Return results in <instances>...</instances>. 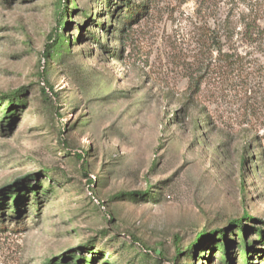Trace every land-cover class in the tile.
<instances>
[{
	"label": "rangeland",
	"instance_id": "obj_1",
	"mask_svg": "<svg viewBox=\"0 0 264 264\" xmlns=\"http://www.w3.org/2000/svg\"><path fill=\"white\" fill-rule=\"evenodd\" d=\"M148 1L122 44L105 0H68L65 45L45 58L58 0H0V95L25 102L1 103L0 190L30 195L25 227H0V264H227L225 245L246 264L248 242L264 264V0ZM245 214L248 242L232 223Z\"/></svg>",
	"mask_w": 264,
	"mask_h": 264
},
{
	"label": "trees",
	"instance_id": "obj_2",
	"mask_svg": "<svg viewBox=\"0 0 264 264\" xmlns=\"http://www.w3.org/2000/svg\"><path fill=\"white\" fill-rule=\"evenodd\" d=\"M58 2H59V9L57 11V26L54 29V31L52 32V34H50L48 36V40H47V42L45 44V48H44V57L45 58H48L49 56L53 55L52 53L56 50V48L58 46L62 47L65 45L64 44L65 43V36L62 35L61 32H64V31L66 32L68 29V22H67V18H66L67 17L66 13L68 12L67 10L69 9V6L67 4L68 0H58ZM117 2L118 3H116L115 5H112L110 0H105V3L107 5L106 13H107V15H110L117 23H119L122 26L120 29V34L122 37V39H121L122 44H124V40L126 39V37L128 36V33L132 29V26L136 23H139L140 20H142V19L144 20L146 18V16L148 15V12L150 10V5H149L148 0H145L144 2H142L140 4H136V3H133L132 1H128V0H118ZM113 7H115V10ZM203 35H204V33H203ZM218 39H219L218 33L216 35V34L207 32L204 35L203 46L206 47V45H207L208 47L213 49L214 52H216L218 54V56L215 57L216 64H217V62L219 65L221 63H224L227 65V67H230L232 65V62H231L232 57L229 55V53L223 52L224 50H222V48L219 47L220 42ZM197 58H198V60L196 62H194V64L191 67L192 68L200 67V70L199 71H193L194 69L193 70L189 69V74H187V78L189 80V90L188 91L190 93V97L188 98L187 101H190V102H194V99L197 96H200L202 94V86L204 84L203 68L206 70L210 67V64L204 66V62L201 60V56H198ZM21 95H23L22 91H16L13 94H8V95H0V111H3V109L1 108V106H2L1 103H4L6 100L8 101L7 106L10 109H12L13 107H23L25 105V102H24V100H22ZM172 96H173V93H171V92H167V91L162 92V97L166 101H169ZM0 116H2V118H3L1 121L2 123L0 125V130H1L2 128H4L6 126V123H8L9 119H12L14 117V114L12 113L11 116L9 117V116H4V112H2L0 114ZM206 119H209L208 116H206ZM12 188L13 187H9L5 190H3V189L0 190V227H4V225L7 224L6 221L14 219L15 220V226L17 228L19 227L21 229V228L25 227L26 222L22 218H19L20 217L19 211H21L22 203L23 204L26 203V200L30 195H28L27 193L15 194L14 193L15 190H10ZM8 191H9V193H7ZM10 191H13L12 197L17 198V200L14 202V207H11V208L9 207V200H8V197L10 196V194H12ZM132 195H134V193H128V194L121 193V194L115 196L114 199H119V198H122L125 196L128 197V196H132ZM155 195L158 196V193ZM35 196H38V195H35ZM150 197L152 199H154L153 196H150ZM25 205H28V200H27V204H25ZM28 209L29 208H26V206H25V211ZM243 219H249V221H251L253 218H250L249 216H247L245 214V216H243V218L241 220L233 221L232 223H233V225H237L236 230H240L242 232L243 241L248 242L247 238H246V234H245L246 227L242 224ZM256 231L259 232V236L261 237V243L264 244V239L262 238V232H264V229H263V231L262 230H256ZM20 233H22V232H20ZM235 235H236V233H234V236ZM222 236H224V238L227 237L226 234L223 232H222ZM201 239L207 240V237L202 235V236H200V240ZM197 245L196 246L192 245L191 250H189L187 252L186 256L184 257V260L191 258L193 256V252H195L197 250V247H198ZM253 245H254V243L248 242L247 244H244L243 247L241 248V250L244 251L246 264H253V263H251V260H252L253 253H255V251H256V248L253 249ZM224 250H225V252H224L225 254H223L224 256L222 257V259L227 261V264H228L229 253H228V247L226 245L224 246ZM179 252H180V249L178 250V256L180 255ZM85 264H94V261H92V260L87 261V262H85Z\"/></svg>",
	"mask_w": 264,
	"mask_h": 264
}]
</instances>
